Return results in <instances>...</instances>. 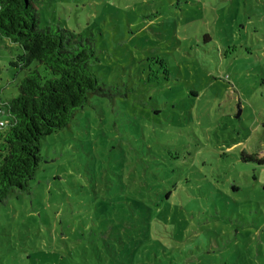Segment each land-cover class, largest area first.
<instances>
[{
  "label": "rangeland",
  "instance_id": "374dc122",
  "mask_svg": "<svg viewBox=\"0 0 264 264\" xmlns=\"http://www.w3.org/2000/svg\"><path fill=\"white\" fill-rule=\"evenodd\" d=\"M34 6L93 37L90 68L122 95L40 139L0 201V264H264V163L241 156L264 158V0ZM18 52L0 37L1 108Z\"/></svg>",
  "mask_w": 264,
  "mask_h": 264
},
{
  "label": "trees",
  "instance_id": "16d2710c",
  "mask_svg": "<svg viewBox=\"0 0 264 264\" xmlns=\"http://www.w3.org/2000/svg\"><path fill=\"white\" fill-rule=\"evenodd\" d=\"M34 1L0 0V37L19 50L9 64L25 70L16 95L0 107V201L14 189L27 188L41 159L42 137L66 127L90 96L111 100L113 91L122 95L91 70L90 63L98 60L93 37H78L57 24L39 27ZM34 62L43 73L30 67ZM241 156L264 163V158Z\"/></svg>",
  "mask_w": 264,
  "mask_h": 264
},
{
  "label": "built area",
  "instance_id": "2783aa9c",
  "mask_svg": "<svg viewBox=\"0 0 264 264\" xmlns=\"http://www.w3.org/2000/svg\"><path fill=\"white\" fill-rule=\"evenodd\" d=\"M3 125H4V122L0 120V127H2Z\"/></svg>",
  "mask_w": 264,
  "mask_h": 264
},
{
  "label": "water",
  "instance_id": "95a60500",
  "mask_svg": "<svg viewBox=\"0 0 264 264\" xmlns=\"http://www.w3.org/2000/svg\"><path fill=\"white\" fill-rule=\"evenodd\" d=\"M238 115V114H237Z\"/></svg>",
  "mask_w": 264,
  "mask_h": 264
}]
</instances>
